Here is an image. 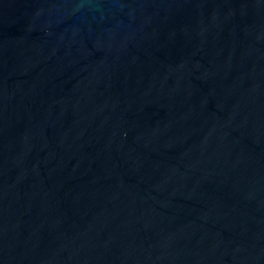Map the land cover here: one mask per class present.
Returning <instances> with one entry per match:
<instances>
[{"label":"water","instance_id":"water-1","mask_svg":"<svg viewBox=\"0 0 264 264\" xmlns=\"http://www.w3.org/2000/svg\"><path fill=\"white\" fill-rule=\"evenodd\" d=\"M0 264H264V0H0Z\"/></svg>","mask_w":264,"mask_h":264}]
</instances>
